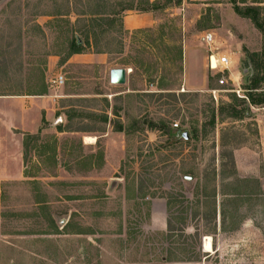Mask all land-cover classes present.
I'll return each instance as SVG.
<instances>
[{"label": "rangeland", "instance_id": "374dc122", "mask_svg": "<svg viewBox=\"0 0 264 264\" xmlns=\"http://www.w3.org/2000/svg\"><path fill=\"white\" fill-rule=\"evenodd\" d=\"M68 1L73 11L121 4L118 13L146 0H0V63H9L0 94H21L0 96V264H264V105L234 106L222 91L213 99L220 76L204 42L214 35L247 97L260 32L231 0L168 1L150 25L123 34L130 12L121 13L103 42L112 54L64 62L70 28L36 14ZM237 1L264 16V0ZM44 67L46 93L37 95L35 69ZM119 68L123 86L110 83ZM253 95L264 96V82ZM232 106L245 117L230 118ZM195 128L189 142L172 135Z\"/></svg>", "mask_w": 264, "mask_h": 264}, {"label": "trees", "instance_id": "16d2710c", "mask_svg": "<svg viewBox=\"0 0 264 264\" xmlns=\"http://www.w3.org/2000/svg\"><path fill=\"white\" fill-rule=\"evenodd\" d=\"M168 1H175L176 4H179V0H146L143 3H140L139 6L134 5H127L125 8H123L121 11H118L117 8L123 6L121 4H117L116 8L114 6L112 7V10H107V7L105 5H96V9L92 5L81 6L82 10L79 11H73L70 7V2L68 1V6L63 11L62 8H57L53 10V12H46V10H41L36 14L37 16H48L51 18H54V21H60L64 24L66 29L70 28V32L72 33V38L68 45V54L66 56V59L63 60L66 62V60L70 59L74 55H80V54H87V53H93V54H107L110 55L112 52L108 49V47H103V42L105 35L110 32V30H115V26L117 24V17L122 13L126 12H138V13H145V14H155L157 11H162L166 8ZM166 3V4H165ZM230 3L233 6L234 12L242 17L251 20L255 28L260 32L262 36V49L260 53H255L250 55L251 60L254 61V67L249 66L248 68L251 72L250 75L246 78L245 88L248 92L247 98L249 100V105H264V96L263 95H253V92L256 91L261 83L264 82V16H263V9L254 7V6H246L245 8L240 6L239 1L237 0H231ZM165 4V5H164ZM66 7V6H64ZM75 12V14L78 16V19L76 22L71 24L70 21H65L63 18H67L71 13ZM49 13V14H47ZM124 14V15H125ZM86 17V18H85ZM88 17V18H87ZM62 19V20H58ZM124 16L120 22V29L117 31V33H125L124 30ZM79 24V27L77 26ZM81 24V25H80ZM63 28V26H59V28ZM35 32H37V36H40L41 38L46 39L47 34L43 27L40 25L35 26ZM127 34V33H126ZM108 41V40H106ZM108 43V42H107ZM21 47V45H20ZM2 55H5V53H2ZM6 56V55H5ZM4 56V57H5ZM1 63L3 65H1ZM0 63L2 69L7 72L9 70L8 67V61L7 57L2 58V62ZM22 68V67H21ZM36 72V83L34 87H36L37 90H39V94L37 95H45L46 93V70L45 67L42 69H35ZM21 87V86H20ZM1 89V88H0ZM226 89V88H225ZM37 90L35 91L37 93ZM18 92L17 89L13 88L12 86H9L7 88H4V90L1 92L0 96H6L10 95L7 93H12V96H21V94H16ZM231 100L234 101V106H238V103L243 100L239 99L236 94H232ZM24 95H36V94H24ZM245 102V101H241ZM247 103V102H246ZM234 106L230 109V115L229 117L232 119H242L245 117V111L238 110ZM212 122L211 126L215 123V111L212 113ZM163 125V124H162ZM164 126V125H163ZM165 127V126H164ZM186 131L182 130H176L172 135L175 138H183L182 134ZM198 131L193 129L191 131L192 136L191 139L198 137ZM190 134V133H189ZM188 142L191 140H187ZM167 229L169 234L176 231L175 227L173 226L172 222L169 220L167 223ZM183 234H185V230L181 231ZM172 235V234H171ZM174 237V236H169ZM172 261V260H171ZM174 261V260H173ZM201 259H194V260H188L189 263H199ZM175 263H181L183 261H174Z\"/></svg>", "mask_w": 264, "mask_h": 264}, {"label": "built area", "instance_id": "2783aa9c", "mask_svg": "<svg viewBox=\"0 0 264 264\" xmlns=\"http://www.w3.org/2000/svg\"><path fill=\"white\" fill-rule=\"evenodd\" d=\"M204 42L207 44L209 49V57H208V69L211 73L214 75H219L220 78L218 80L220 84L219 90H210V94L212 95L213 99L218 102L217 93L222 91L226 93H232L236 94L240 99H248L246 95H241L243 92V89L240 85H236V81L232 79L231 76V60L227 54H221L219 52H216L215 49H213V44L215 42L214 35L211 33H207L204 36ZM55 83L57 85H63L64 84V77L59 76ZM232 83L231 88H226L228 85ZM226 88V89H225ZM175 127H178V125H175Z\"/></svg>", "mask_w": 264, "mask_h": 264}, {"label": "crops", "instance_id": "0c3cea01", "mask_svg": "<svg viewBox=\"0 0 264 264\" xmlns=\"http://www.w3.org/2000/svg\"><path fill=\"white\" fill-rule=\"evenodd\" d=\"M153 17L145 13H129L124 16V26L126 29H135L144 25H150ZM93 54V53H92ZM264 142V137H262ZM264 145V143H263Z\"/></svg>", "mask_w": 264, "mask_h": 264}, {"label": "water", "instance_id": "95a60500", "mask_svg": "<svg viewBox=\"0 0 264 264\" xmlns=\"http://www.w3.org/2000/svg\"><path fill=\"white\" fill-rule=\"evenodd\" d=\"M127 74L128 71L126 69H112L110 71V83L115 86L125 85L127 82ZM182 136L185 140L190 139L188 132H184Z\"/></svg>", "mask_w": 264, "mask_h": 264}, {"label": "bare ground", "instance_id": "6f19581e", "mask_svg": "<svg viewBox=\"0 0 264 264\" xmlns=\"http://www.w3.org/2000/svg\"><path fill=\"white\" fill-rule=\"evenodd\" d=\"M86 140L88 141V143H93L94 141H95V139L94 138H89V137H87L86 138ZM205 250H206V252H210L211 250H212V248H211V239L210 238H207L206 239V242H205Z\"/></svg>", "mask_w": 264, "mask_h": 264}]
</instances>
